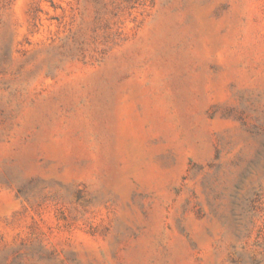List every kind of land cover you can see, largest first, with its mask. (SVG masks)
Here are the masks:
<instances>
[{"label":"rangeland","instance_id":"1","mask_svg":"<svg viewBox=\"0 0 264 264\" xmlns=\"http://www.w3.org/2000/svg\"><path fill=\"white\" fill-rule=\"evenodd\" d=\"M0 264H264V0H0Z\"/></svg>","mask_w":264,"mask_h":264}]
</instances>
